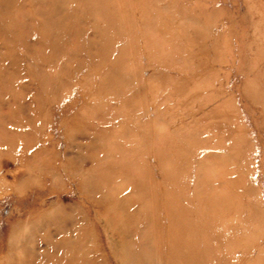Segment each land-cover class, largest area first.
<instances>
[{
	"label": "rangeland",
	"instance_id": "374dc122",
	"mask_svg": "<svg viewBox=\"0 0 264 264\" xmlns=\"http://www.w3.org/2000/svg\"><path fill=\"white\" fill-rule=\"evenodd\" d=\"M0 264H264V0H0Z\"/></svg>",
	"mask_w": 264,
	"mask_h": 264
}]
</instances>
